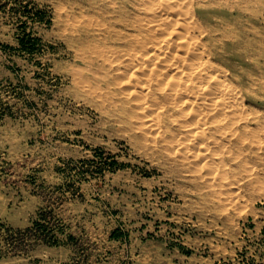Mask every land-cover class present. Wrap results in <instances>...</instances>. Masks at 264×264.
I'll use <instances>...</instances> for the list:
<instances>
[{"label": "clouds", "instance_id": "clouds-1", "mask_svg": "<svg viewBox=\"0 0 264 264\" xmlns=\"http://www.w3.org/2000/svg\"><path fill=\"white\" fill-rule=\"evenodd\" d=\"M0 264H264V0H0Z\"/></svg>", "mask_w": 264, "mask_h": 264}]
</instances>
